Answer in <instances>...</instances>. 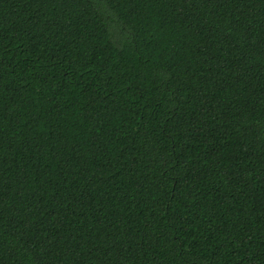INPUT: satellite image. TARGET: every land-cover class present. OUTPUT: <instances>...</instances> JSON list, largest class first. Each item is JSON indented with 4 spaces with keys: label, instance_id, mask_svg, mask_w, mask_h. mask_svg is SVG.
Here are the masks:
<instances>
[{
    "label": "trees",
    "instance_id": "1",
    "mask_svg": "<svg viewBox=\"0 0 264 264\" xmlns=\"http://www.w3.org/2000/svg\"><path fill=\"white\" fill-rule=\"evenodd\" d=\"M0 264H264V0H0Z\"/></svg>",
    "mask_w": 264,
    "mask_h": 264
}]
</instances>
